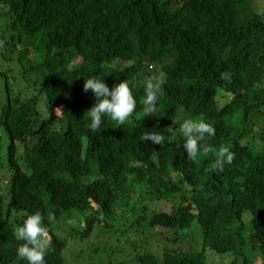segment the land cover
Listing matches in <instances>:
<instances>
[{
    "label": "trees",
    "instance_id": "obj_1",
    "mask_svg": "<svg viewBox=\"0 0 264 264\" xmlns=\"http://www.w3.org/2000/svg\"><path fill=\"white\" fill-rule=\"evenodd\" d=\"M92 76L134 86L131 122L91 132ZM220 91L232 93L223 106ZM188 118L216 128L195 161L177 129ZM0 126V264H27L14 232L35 212L47 264L95 233L117 248L90 264H264V0H0ZM222 147L235 158L217 171Z\"/></svg>",
    "mask_w": 264,
    "mask_h": 264
},
{
    "label": "clouds",
    "instance_id": "obj_2",
    "mask_svg": "<svg viewBox=\"0 0 264 264\" xmlns=\"http://www.w3.org/2000/svg\"><path fill=\"white\" fill-rule=\"evenodd\" d=\"M132 85L127 80L115 83L111 87L104 77H88L84 83V91H92L96 97L94 105L87 110L89 117V128L91 132L97 133L102 130L106 118L110 117L118 125L131 122V118L137 108V99L134 95ZM162 84L158 79L149 80L145 85L146 96L143 100L145 112L152 114L161 93ZM174 122H178L174 120ZM172 127L167 129L170 130ZM178 131L182 134L183 151L187 153L189 160L195 161L201 154L207 155L211 148L208 141L216 136V128L213 124L203 119H185ZM104 130V129H103ZM141 140L152 141L153 144L165 142V135L162 131H147ZM167 142H178L173 135L167 137ZM234 153L229 148L222 147L217 153L215 168L223 171L226 164L234 161ZM44 217L35 212L28 215L23 223L15 229L16 240L22 241L16 249L17 261H27V264H47L46 254L51 242L49 229L44 225Z\"/></svg>",
    "mask_w": 264,
    "mask_h": 264
},
{
    "label": "rangeland",
    "instance_id": "obj_3",
    "mask_svg": "<svg viewBox=\"0 0 264 264\" xmlns=\"http://www.w3.org/2000/svg\"><path fill=\"white\" fill-rule=\"evenodd\" d=\"M217 99H218V106H223L231 101L232 93L220 91ZM39 107L42 111H45L46 109L45 101H41ZM262 126H263V122H262ZM2 129L3 127L0 126V147L2 148L3 151L5 150V152H7V148L9 144V135L6 132V130L3 131ZM60 224L67 228L66 230L61 231L63 235L69 236L71 225L73 226V221H70L68 217H65ZM189 233H191L192 236L190 234L189 237L185 239L186 244L192 245L194 243V244L199 245L200 237H199V240L194 241L193 238H196L195 232H193V230L192 231L190 230ZM185 235L187 236V234ZM103 239H105L103 238V234L98 235L96 233L94 234V236L88 239H85V240L77 239V238H69V243L67 247L65 248V250H63V257L66 259L67 264H90L96 261L105 262L111 259L113 260V253L115 252L117 245L114 242L109 241V240L102 241L99 244V241ZM120 242L121 241H119L118 244H120ZM87 243L89 246L85 245ZM185 246L186 245L183 244V247ZM248 253L250 252L248 251ZM221 256L222 258H226L227 261H230L232 259L230 254H224ZM209 259H210V263L212 264H222V263L217 262L216 257L214 255L210 256L209 254Z\"/></svg>",
    "mask_w": 264,
    "mask_h": 264
}]
</instances>
